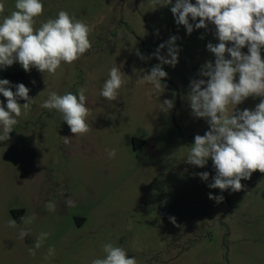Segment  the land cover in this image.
<instances>
[{
  "label": "rangeland",
  "instance_id": "obj_1",
  "mask_svg": "<svg viewBox=\"0 0 264 264\" xmlns=\"http://www.w3.org/2000/svg\"><path fill=\"white\" fill-rule=\"evenodd\" d=\"M15 2L0 0V21L16 10ZM175 2L42 0L44 12L34 27L64 10L90 26L92 47L76 62L62 63L55 75L25 72L18 62L0 69L13 92L23 83L35 101L17 118L10 139L0 142V264H91L104 258L107 243L123 247L137 264H264V173L242 180L241 191H221L208 187L216 175L211 159L203 168L186 162L195 136L210 130L205 118L192 113L190 82L207 79L200 72L215 61L207 44L219 40L211 22L195 28L199 18L189 17L194 30L188 34L171 12ZM173 36L178 62L162 65L168 74L163 89L139 83L161 64L153 54ZM241 51L248 54L247 46ZM160 54L170 58L167 46ZM112 67L125 74L116 101L100 95ZM81 87L87 89L91 130L74 136L61 113L40 105L51 91L78 94ZM261 99L249 97L235 111L254 110ZM164 100L173 101L168 111L162 110ZM0 102L6 109L2 94ZM112 149L116 154L109 157ZM203 172L207 181L198 175ZM209 193L224 199L217 203ZM49 201L54 212L45 207ZM23 216L35 219L25 224ZM11 219L15 228L8 226ZM21 229L28 232L24 239ZM41 232L50 235L35 249ZM49 248L54 255L48 256Z\"/></svg>",
  "mask_w": 264,
  "mask_h": 264
},
{
  "label": "clouds",
  "instance_id": "obj_2",
  "mask_svg": "<svg viewBox=\"0 0 264 264\" xmlns=\"http://www.w3.org/2000/svg\"><path fill=\"white\" fill-rule=\"evenodd\" d=\"M164 4H172V0H165ZM15 9L0 21V69L18 62L25 72L36 68L41 73L55 75L62 63L72 64L91 49L90 26L68 12L60 10L56 18H49L36 28L35 18L44 12L42 0H16ZM4 10L5 5L0 3V13ZM171 12L176 23L183 25L188 34L194 30L189 17L192 21L199 18L196 29L207 28V23L211 22L219 40L218 44H207V49L215 56L214 63L206 62L200 72L201 77L207 79L190 82L188 100L192 113L205 118L210 130L195 136L186 162L203 168L211 159L216 175L208 187L241 191L244 187L242 180L250 179L257 170L264 173V99L254 110L235 111L236 106L249 97L264 98V59L261 56V49H264V0H196L195 4L190 0H176ZM176 39L173 36L166 44L159 45L153 55L161 64L152 67L150 74L138 78L139 83L151 84L158 92L163 89L161 81L168 74L162 65L174 67L178 62ZM228 43L232 46L228 47ZM166 46L170 58L160 54ZM245 46L248 54L241 51ZM226 53L230 58H226ZM124 77L118 67H112L100 95L108 101H116L125 83ZM15 88L13 92L10 82L0 79V94L7 101V110L0 102V127L3 129L0 142L10 139L9 134L18 123L17 118L27 115L35 102L29 98L30 89L23 83ZM77 91L78 94L67 92L63 95L51 91L40 105L61 113L74 136L85 135L91 130L87 123L90 115L86 106L87 89L81 87ZM19 99L26 102L20 104ZM163 105L162 110L168 111L173 107V101L164 100ZM230 106H235L234 111H230ZM63 139L66 144L70 142V137ZM115 154V149L108 152L109 157ZM198 175L204 181L209 178L208 172ZM209 199L220 203L224 197L209 193ZM68 205L74 206V202L69 199ZM45 207L51 212L56 210L51 201ZM33 219L35 217L21 218L25 224L32 223ZM170 220L176 223L174 217ZM8 226L15 228L17 223L11 219ZM19 235L24 239L28 232L21 229ZM49 235L41 232L35 241V249H39ZM54 251L49 248L48 256L54 255ZM103 252L104 258H96L91 264H137L135 257L129 258L123 247L107 243L103 245ZM29 254L35 256L36 252L29 249Z\"/></svg>",
  "mask_w": 264,
  "mask_h": 264
},
{
  "label": "trees",
  "instance_id": "obj_3",
  "mask_svg": "<svg viewBox=\"0 0 264 264\" xmlns=\"http://www.w3.org/2000/svg\"><path fill=\"white\" fill-rule=\"evenodd\" d=\"M138 142V140H136V139H133V143H134V146H135V144ZM142 144H143V142H141ZM141 144V145H142Z\"/></svg>",
  "mask_w": 264,
  "mask_h": 264
}]
</instances>
